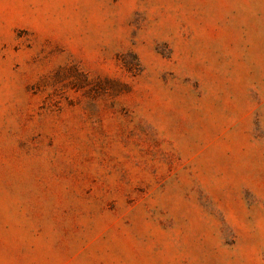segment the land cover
I'll return each mask as SVG.
<instances>
[{"label": "rangeland", "instance_id": "374dc122", "mask_svg": "<svg viewBox=\"0 0 264 264\" xmlns=\"http://www.w3.org/2000/svg\"><path fill=\"white\" fill-rule=\"evenodd\" d=\"M0 264H264V0H0Z\"/></svg>", "mask_w": 264, "mask_h": 264}]
</instances>
